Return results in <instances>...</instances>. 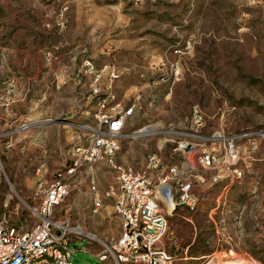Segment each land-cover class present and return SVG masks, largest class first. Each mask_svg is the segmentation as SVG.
Returning <instances> with one entry per match:
<instances>
[{"label":"rangeland","instance_id":"rangeland-1","mask_svg":"<svg viewBox=\"0 0 264 264\" xmlns=\"http://www.w3.org/2000/svg\"><path fill=\"white\" fill-rule=\"evenodd\" d=\"M85 59L120 71L102 88L115 97L108 115L124 119L119 165L139 170L152 152L178 163L177 142L252 133L236 143L242 176L194 185L197 209L176 207L160 246L172 264H264V0H0V216L19 231L41 221L45 188L96 124L90 80L76 74ZM115 175L102 161L70 179L55 218L83 230L75 264H100L119 233L109 201L91 211Z\"/></svg>","mask_w":264,"mask_h":264},{"label":"built area","instance_id":"built-area-1","mask_svg":"<svg viewBox=\"0 0 264 264\" xmlns=\"http://www.w3.org/2000/svg\"><path fill=\"white\" fill-rule=\"evenodd\" d=\"M76 74L90 80L85 95L96 106L93 113L96 124L86 127V144L76 147L62 172L56 173L45 188L38 209L41 221L34 228L19 231L8 226L0 216V264H75L71 235H82L83 230L72 225L69 219H56L55 214L69 194L70 179L80 167H92L102 161L111 166L116 175L102 195L94 194L91 211L98 213L105 200L109 201L118 220L119 233L110 247L97 253L100 264H172L175 257L160 246L169 229L168 215L176 207H184L190 212L197 209L199 199L193 193L194 185L206 181L217 183L224 178L230 181L239 179L242 171L236 166L243 150L236 143L243 137L249 138L252 133L225 135L216 132L209 137L194 139V142H177L173 152L184 156V160L178 163L166 161L159 152H152L146 155L139 170L130 165H119L116 157L121 150L119 138L124 119L122 115H108L107 107L115 97L109 90L110 85L105 86L104 92L102 88L104 80L112 83L119 78L120 71L107 65L96 69L90 60L85 59ZM202 120L201 109L194 105L192 129L197 130ZM2 138L0 133V183L4 173ZM204 173L212 174L205 178ZM169 199L173 200V205L168 212L165 210ZM88 237L95 239L92 234Z\"/></svg>","mask_w":264,"mask_h":264},{"label":"bare ground","instance_id":"bare-ground-1","mask_svg":"<svg viewBox=\"0 0 264 264\" xmlns=\"http://www.w3.org/2000/svg\"><path fill=\"white\" fill-rule=\"evenodd\" d=\"M43 122H41V121H36L34 124L35 125H41ZM147 129V128H146ZM146 129H142V130H140V131H137V132H135V134H133V135H135L136 136V134H138V133H142V132H145L146 131ZM132 135V136H133ZM8 198V197H7ZM172 205H173V200H171V199H169L168 200V202H167V206H168V211H170L171 209H172ZM223 261V260H222ZM218 262V263H215V262H213V260H209V262L208 263H206V264H242V263H244V259H242V258H239V259H236V260H231V261H226V262ZM250 262V261H249ZM252 262V261H251ZM246 263H248V261L246 262ZM251 264V263H250Z\"/></svg>","mask_w":264,"mask_h":264},{"label":"water","instance_id":"water-1","mask_svg":"<svg viewBox=\"0 0 264 264\" xmlns=\"http://www.w3.org/2000/svg\"><path fill=\"white\" fill-rule=\"evenodd\" d=\"M187 148H189V146Z\"/></svg>","mask_w":264,"mask_h":264}]
</instances>
